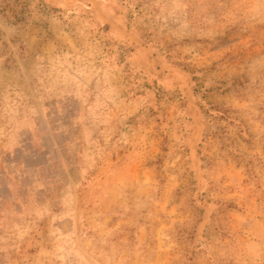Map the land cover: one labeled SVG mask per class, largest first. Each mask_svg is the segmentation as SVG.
Segmentation results:
<instances>
[{
	"label": "rangeland",
	"instance_id": "obj_1",
	"mask_svg": "<svg viewBox=\"0 0 264 264\" xmlns=\"http://www.w3.org/2000/svg\"><path fill=\"white\" fill-rule=\"evenodd\" d=\"M0 264H264V0H0Z\"/></svg>",
	"mask_w": 264,
	"mask_h": 264
}]
</instances>
